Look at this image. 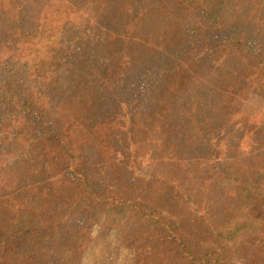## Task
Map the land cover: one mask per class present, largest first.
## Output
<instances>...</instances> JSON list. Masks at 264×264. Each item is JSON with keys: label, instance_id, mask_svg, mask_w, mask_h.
<instances>
[{"label": "trees", "instance_id": "trees-1", "mask_svg": "<svg viewBox=\"0 0 264 264\" xmlns=\"http://www.w3.org/2000/svg\"><path fill=\"white\" fill-rule=\"evenodd\" d=\"M157 3L155 51L231 95L264 78V0H0V264H83L102 243L125 264H264L241 239L264 218V149L236 119L180 163L184 82L126 70L120 40ZM80 11L107 35L83 68L64 39ZM140 153L157 168L134 173Z\"/></svg>", "mask_w": 264, "mask_h": 264}, {"label": "rangeland", "instance_id": "rangeland-1", "mask_svg": "<svg viewBox=\"0 0 264 264\" xmlns=\"http://www.w3.org/2000/svg\"><path fill=\"white\" fill-rule=\"evenodd\" d=\"M71 13L73 16H69L67 19L69 23L64 32V39L71 47L72 64L78 68H83L90 58V44L95 39L104 38L107 35L99 32L98 28H95L96 26L92 21L81 11ZM172 18L173 16L163 4H155L142 15L140 26L127 38L139 40L143 49L136 51L130 48L126 44L127 39L120 40V45L126 55L128 73L143 76L150 71L161 79L179 78L184 82L185 88L182 97H180L177 113V122L182 132L181 138L178 139L177 148V150L179 149V162L187 163L181 160L192 158L198 150L204 149L211 142H215L219 130L226 134L225 128L231 120L236 119L243 123L242 131L246 132V137H244L246 142L243 137L241 138V140L243 139L244 151H247L248 148L252 151L263 150L264 78L251 81L246 87L245 94L231 95L220 92L203 78L191 76L180 62L162 52L155 51L156 49H153L154 46L150 43L153 34L169 23ZM227 130L228 134L236 132L235 129L233 132L232 126H229ZM142 156L143 154L140 153L135 159V163L138 165L135 166L134 173L144 174L150 169L155 170L159 165L158 159L156 162L155 160L144 162ZM163 158H168V153H165ZM210 176L211 174L206 172L204 176L201 177L200 175L199 177L203 179L205 184L210 181ZM199 177H194V179ZM260 191L264 198V182L260 184ZM248 210L253 212L251 206L248 207ZM255 210L260 211L259 205L255 206ZM258 222H253L252 218L246 216L245 232L249 240L244 235H241V239L242 244L249 243L251 245V251L254 254L257 251L260 252L262 248L263 253L260 254L264 255V218H260ZM227 229L229 227L225 230ZM102 245H106V243L93 248L91 246L83 264H125L124 261L120 262L121 259L119 260L116 254H113L115 248L109 249ZM124 260L128 261L129 258H124Z\"/></svg>", "mask_w": 264, "mask_h": 264}]
</instances>
